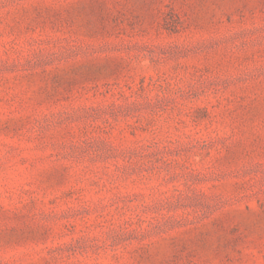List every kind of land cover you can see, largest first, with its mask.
I'll return each instance as SVG.
<instances>
[{
	"label": "rangeland",
	"instance_id": "rangeland-1",
	"mask_svg": "<svg viewBox=\"0 0 264 264\" xmlns=\"http://www.w3.org/2000/svg\"><path fill=\"white\" fill-rule=\"evenodd\" d=\"M0 264H264V0H0Z\"/></svg>",
	"mask_w": 264,
	"mask_h": 264
}]
</instances>
